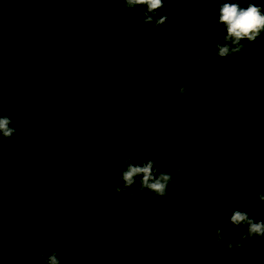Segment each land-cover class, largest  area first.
I'll list each match as a JSON object with an SVG mask.
<instances>
[{"label": "trees", "instance_id": "obj_1", "mask_svg": "<svg viewBox=\"0 0 264 264\" xmlns=\"http://www.w3.org/2000/svg\"><path fill=\"white\" fill-rule=\"evenodd\" d=\"M0 264H264V0H0Z\"/></svg>", "mask_w": 264, "mask_h": 264}, {"label": "rangeland", "instance_id": "obj_2", "mask_svg": "<svg viewBox=\"0 0 264 264\" xmlns=\"http://www.w3.org/2000/svg\"><path fill=\"white\" fill-rule=\"evenodd\" d=\"M103 152L105 154H109L111 158H114L115 156H117L115 153H113L109 148H105L103 149Z\"/></svg>", "mask_w": 264, "mask_h": 264}]
</instances>
